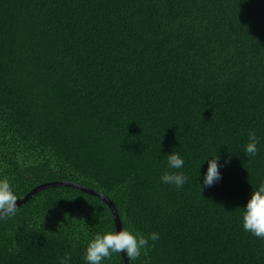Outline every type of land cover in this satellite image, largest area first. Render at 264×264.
Masks as SVG:
<instances>
[{"label": "trees", "instance_id": "16d2710c", "mask_svg": "<svg viewBox=\"0 0 264 264\" xmlns=\"http://www.w3.org/2000/svg\"><path fill=\"white\" fill-rule=\"evenodd\" d=\"M171 151L184 168L167 169ZM215 154L222 179L200 192ZM0 178L17 200L54 182L102 194L149 238L129 264H264L240 219L264 181V0H0ZM105 230L101 198L40 190L0 220V264H85Z\"/></svg>", "mask_w": 264, "mask_h": 264}, {"label": "clouds", "instance_id": "9594fccd", "mask_svg": "<svg viewBox=\"0 0 264 264\" xmlns=\"http://www.w3.org/2000/svg\"><path fill=\"white\" fill-rule=\"evenodd\" d=\"M259 139L254 131L248 133V142L244 146L243 154L247 157H255L258 152ZM209 157H211L209 159ZM207 160V168L203 173L201 187H211L222 179L221 169L224 164L220 162L218 155H206L200 165ZM167 169H182L185 166L183 157L178 153L171 151L166 154ZM199 165V167H200ZM199 172V171H198ZM200 173L198 175V180ZM162 184L174 186L180 190L188 183V176L182 172L164 171L159 177ZM17 195L7 178H0V220L15 215L17 212ZM241 226L244 231L259 239H264V181L252 190L246 203L240 207ZM44 217V216H43ZM158 234L152 233L151 240L158 239ZM149 238L136 233L132 230H105L97 233L88 240L83 259L85 264H103L105 259H111L112 254H124L127 259L136 260L140 257L143 250L148 247ZM72 257L65 254L58 259V264H71Z\"/></svg>", "mask_w": 264, "mask_h": 264}, {"label": "water", "instance_id": "95a60500", "mask_svg": "<svg viewBox=\"0 0 264 264\" xmlns=\"http://www.w3.org/2000/svg\"><path fill=\"white\" fill-rule=\"evenodd\" d=\"M60 186H67V187L78 188L80 190H83L85 192H88L90 194H93V195L101 198L102 200H104V202L111 209L116 230H122L121 223H120V220L118 218L117 212L114 209V206L112 205V203L110 202V200H108L106 197H104L102 194H100V193H98L96 191L89 190L87 188H84V187H82V186H80L78 184H74V183H69V182H54V183H47V184L40 185V186L36 187L35 189H33L31 192H29L24 198L18 200L17 201V206L19 207L20 205L25 204L26 202H28L30 200V198L35 193H37L40 190L49 189V188H53V187H60ZM121 255L123 257L124 263L125 264H129V260L127 259V257L124 256L123 253Z\"/></svg>", "mask_w": 264, "mask_h": 264}]
</instances>
